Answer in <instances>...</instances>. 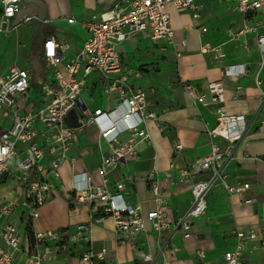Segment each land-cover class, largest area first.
Returning <instances> with one entry per match:
<instances>
[{"label":"built area","instance_id":"2783aa9c","mask_svg":"<svg viewBox=\"0 0 264 264\" xmlns=\"http://www.w3.org/2000/svg\"><path fill=\"white\" fill-rule=\"evenodd\" d=\"M232 9L240 13L241 22L230 28L228 41L250 51L247 36H253L259 52L254 72L255 84L260 88V72L264 69V0H228ZM18 0H0V34H10L18 25L10 24L19 9ZM189 13L194 26L206 32L203 24L204 4L196 0H114L104 7L97 20H81L70 17L69 23H80L87 37L82 46L67 57L69 44L47 36L42 44V56L50 74L37 80L39 101L37 107L29 103L32 72L15 61L0 72V183L9 174L22 188L24 199L21 206L27 211L30 221L39 217V208L56 188L47 177H60L61 165L69 160L68 152L78 142V131L87 125L97 129V148L101 154L95 169L96 178L86 172L72 188V199L76 204L88 205L89 220L79 222L71 230L72 237L87 242L78 264H103L107 262V250L95 249L90 240L93 222L111 218L120 242H127L135 250L133 242L140 234L152 232L158 242V253L164 254L170 240L177 232L183 237L191 235L196 218L205 214L207 195L215 187H221L228 194L242 195L243 204H254V197H246L251 189L247 181L227 180L226 168L235 158L236 140L240 134L229 136L231 127L237 126L239 114L227 113L224 102V86L220 80L209 81L205 88L191 82L181 81L180 86L193 103L210 104L217 115L216 126L209 131L225 143L211 141L210 151L178 171L179 180L190 179L191 202L188 208L176 216L153 172L146 174L149 190L155 206L143 212L139 204L125 200L123 181H116L114 188L109 185L108 175L126 162L137 160L139 145L148 138L147 122L155 120L157 114L149 105L143 89L134 81L142 78L138 67L123 69L118 45L129 36L149 31L152 39H166L173 46L176 56L185 50V37L176 38L171 24L170 10ZM29 17L23 19L29 21ZM216 61L226 57L222 44L207 48ZM244 63L225 66L224 76L236 79L247 74ZM102 89L106 107H92L84 92L91 88V78ZM210 94L207 98L206 93ZM237 97V94L235 95ZM264 122V90L260 93L258 109ZM128 134L125 139L122 134ZM176 148H179L176 146ZM71 161H73L71 159ZM170 179V174H165ZM16 202L0 204V220L9 216ZM31 237L10 221L0 226V264H12L15 254H22L26 264H47L53 261V243H57L60 230L37 231L31 229ZM235 243L223 254L221 264H247L245 255L258 248L257 233L234 230ZM31 239V240H30ZM142 259L153 261L150 254L141 253ZM52 264H67L52 263Z\"/></svg>","mask_w":264,"mask_h":264},{"label":"crops","instance_id":"0c3cea01","mask_svg":"<svg viewBox=\"0 0 264 264\" xmlns=\"http://www.w3.org/2000/svg\"><path fill=\"white\" fill-rule=\"evenodd\" d=\"M41 1L46 7L45 23L36 25L34 29L30 22L23 21L28 15H22L14 33L15 38L13 37L14 42L21 39L34 40V46L27 56L36 58L37 71H34L33 64L26 66L33 76L29 103L34 101L31 100L33 90L36 91V98L39 101L37 80L42 76L50 77L42 56L43 40L47 36H53L57 41L68 43L69 49L65 54L67 57L72 56L82 46L87 32L80 23H69L67 19L72 17L77 21L97 20L104 7L114 0ZM22 8L23 6L19 4V9ZM170 15L176 38L185 37L187 40V46L180 56H176L170 42L166 39H152L149 31L129 36L118 45L122 68H140L142 78L135 80L134 83L147 94L149 107L156 112L157 118L147 122L149 136L139 145L137 160L126 162L109 174V185L113 189L116 181H123L125 187L122 193L125 200L139 204L142 211L146 212L155 206L149 190L150 183L146 179V174L153 172L175 215L180 216L190 205L192 180L188 178L179 180L178 171L206 155L210 151L211 141L225 143V140L218 136L209 134L217 124L214 106L191 102L181 88L180 82H191L204 89L209 81L220 80L224 86L222 105L225 111L240 115L238 125L229 130V136L240 134V137L235 142V158L226 168L227 180L247 181L251 189L245 196L254 197L255 203L243 204L242 195L228 194L221 187L211 189L207 195L206 212L194 220L191 235L185 238L182 232L174 234L164 254L158 253V242L154 233L149 231L133 240L138 250L133 249L127 242H120L113 220L107 217L92 223L90 240L95 249L107 250V262L103 264H149V261L142 259L141 253L150 254L152 264H221L223 254L235 243L232 232L253 229L261 245L247 253L245 259L247 264H264V122L258 112L260 93L264 90V69L260 72L262 84L258 88L254 74L259 59L258 48L250 34L247 36L250 51L246 52L237 46V42L228 41L226 33L213 30L204 21L207 31L201 32L194 26L189 13H178L171 9ZM55 31L66 32L71 36V41L58 40L54 36ZM142 33L146 36H140ZM3 35L7 38L4 42L6 48L12 43V37H8L9 34ZM219 44H222L226 57L216 61L207 48ZM146 48L150 49L149 53L145 52ZM123 53H141L139 56L149 59L145 64L126 65ZM159 55L173 65L172 76L159 78L149 70L154 66L151 63L160 57ZM235 63H244L248 69L247 74L236 79L225 77V66ZM96 79L95 76L91 78L89 83L92 86L89 92H84V97L89 100L92 107L104 109L106 99ZM33 81L35 85L32 86ZM206 95L210 98L208 92ZM85 132H89L91 136L87 138ZM127 136L128 134L124 133L121 138L125 139ZM97 137L94 125L79 129L77 145L71 147L68 152L69 160L61 165L60 177L55 178L52 174L47 177L54 184L56 194L40 206L39 217L31 221L32 229L71 230L79 222L89 220L88 205L73 203L72 188L80 178L78 174L86 172L92 178H96L95 169L101 159L96 145ZM166 173L170 174V179H165ZM18 190L21 193L19 198L13 190L10 197H4L0 201V204L4 201L17 203L11 214L0 220V226L10 221L23 231L20 217L13 218L17 209L25 210L20 205L24 195L20 187ZM0 244L4 245L1 238ZM56 252L57 250L54 252L53 261L47 264L57 261ZM78 259L79 257H71L69 264H78ZM12 264H26L24 255L15 254Z\"/></svg>","mask_w":264,"mask_h":264},{"label":"rangeland","instance_id":"374dc122","mask_svg":"<svg viewBox=\"0 0 264 264\" xmlns=\"http://www.w3.org/2000/svg\"><path fill=\"white\" fill-rule=\"evenodd\" d=\"M197 2H201L204 4L205 16L203 21L209 26L212 27L213 30L226 33L230 28L236 27L241 22V15L237 11L232 9L233 2L228 0H196ZM17 29L13 30L8 37H12V43L8 45L6 48L4 47V42L7 41L6 36L0 34V72L8 65V62H12L15 60L22 67H26L27 65L33 64L34 71H37V60L34 56H30L28 52H30L34 46V40H25L21 39L16 42L15 41V32ZM54 36L58 40L71 41V36L64 31H55ZM140 36H146L145 33L140 34ZM14 37V38H13ZM14 39V40H13ZM4 47V48H3ZM31 47V48H30ZM154 51V50H153ZM145 52L149 53L150 49L146 48ZM141 53H133L127 54L123 53L124 61L126 65H136V64H145L147 63L148 57L139 56ZM154 60L152 64L154 66L149 70L155 74L156 77L165 78L173 75V65L164 59L161 55ZM154 83V82H153ZM35 85V81L32 82V86ZM36 91L33 90L31 95V100H34L33 103L37 107L38 99L36 98ZM85 136L89 138L91 134L89 132H85ZM19 183L12 177L7 176L0 183V201L5 197H10L13 193V190L16 191V197H20L21 193L18 190ZM22 190V188L20 187ZM23 193V191H22ZM75 205L76 204L73 202ZM23 210V209H22ZM20 208L16 210L14 217H20V225L24 232H27L30 227L31 221L27 215V211H22ZM61 230L60 237L57 243H53L51 247L53 250H57L56 252V262H65L67 264L70 263L71 257L77 258L81 255V253L86 249V243L83 239H75L72 237V230Z\"/></svg>","mask_w":264,"mask_h":264},{"label":"water","instance_id":"95a60500","mask_svg":"<svg viewBox=\"0 0 264 264\" xmlns=\"http://www.w3.org/2000/svg\"><path fill=\"white\" fill-rule=\"evenodd\" d=\"M23 6L22 9L17 10V15L14 20L10 21V24L19 25L22 15H28L30 18L28 22L36 29V25L45 23L46 7L41 0H18ZM19 21V22H18Z\"/></svg>","mask_w":264,"mask_h":264},{"label":"trees","instance_id":"16d2710c","mask_svg":"<svg viewBox=\"0 0 264 264\" xmlns=\"http://www.w3.org/2000/svg\"><path fill=\"white\" fill-rule=\"evenodd\" d=\"M69 206L71 207V205L69 204ZM32 227H31V223H30V227H29V230L26 232L28 235H29V237H31V233H32ZM31 240V239H30Z\"/></svg>","mask_w":264,"mask_h":264}]
</instances>
